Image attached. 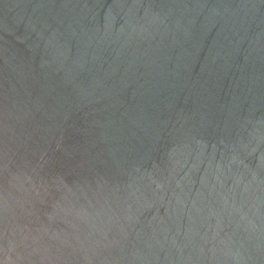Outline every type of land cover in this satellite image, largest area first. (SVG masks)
<instances>
[{"label": "water", "instance_id": "water-1", "mask_svg": "<svg viewBox=\"0 0 264 264\" xmlns=\"http://www.w3.org/2000/svg\"><path fill=\"white\" fill-rule=\"evenodd\" d=\"M0 264H264V0H0Z\"/></svg>", "mask_w": 264, "mask_h": 264}]
</instances>
